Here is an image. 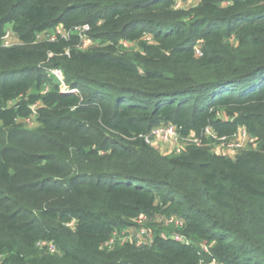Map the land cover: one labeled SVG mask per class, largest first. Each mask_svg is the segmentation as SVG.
Wrapping results in <instances>:
<instances>
[{
    "label": "trees",
    "instance_id": "trees-1",
    "mask_svg": "<svg viewBox=\"0 0 264 264\" xmlns=\"http://www.w3.org/2000/svg\"><path fill=\"white\" fill-rule=\"evenodd\" d=\"M174 3L0 0V264H264V0H204L189 14ZM84 25L100 46L39 40ZM7 28L20 46L1 47ZM49 68L79 93H61ZM38 100L28 131L18 121ZM161 125L186 137L244 127L258 146L235 160L207 147L162 155L142 138ZM164 211L190 244L103 247Z\"/></svg>",
    "mask_w": 264,
    "mask_h": 264
},
{
    "label": "rangeland",
    "instance_id": "rangeland-1",
    "mask_svg": "<svg viewBox=\"0 0 264 264\" xmlns=\"http://www.w3.org/2000/svg\"><path fill=\"white\" fill-rule=\"evenodd\" d=\"M202 1L204 0H190V1H184V0H175V9L184 12L185 14H189L192 12V10L194 8H196ZM227 7L226 4L222 5V10H225V8ZM61 33L63 35V31L62 29ZM9 32V34L5 35L4 38V42L7 43L9 46H12L10 48H14L17 46L21 45V42L17 36V34H15L14 32H10V29L7 28L6 32ZM59 36V32L57 31V29L55 30H49L44 32L43 34H41L39 36V40L40 41H46V40H50L52 38H57ZM148 40H152L151 37H148ZM99 41L97 40H93L89 37L86 41V48L84 47V51H86L87 49H89L90 47H95L99 45ZM120 46L123 48L124 53L130 54V55H136V54H143L142 49L139 47L138 43H129V42H125V43H121ZM100 46V45H99ZM202 52H201V46L198 45L196 46V55L199 57L201 56ZM53 56H51L50 59H52ZM53 66V62H46L44 64V67H50ZM51 71L52 68H49L48 71ZM49 71V72H50ZM42 87V91L40 89H37L36 86H34L30 92L28 93V95H26L24 98H20V100L24 99L27 101H30V99H35L38 98L40 94L45 95L48 91H50L52 88L50 86V84L46 83L41 85ZM17 103V101H11L8 105L10 107H13L15 104ZM42 106V102L41 100L36 101L35 103H33L31 105V118L30 121L29 120H25V119H19L18 123L21 124L23 126L24 129L28 130V131H35L39 128L40 124L38 123V109ZM222 118V116L220 117ZM223 119L225 120V117H223ZM1 126V125H0ZM163 126V125H161ZM217 134H219L217 132ZM220 135V134H219ZM221 137L224 136H228V135H220ZM231 137V136H228ZM252 139L254 140V143L251 144L250 142H246L243 141L242 143V148L239 150V152L235 155H232V157L229 156H224L227 158H231L232 160H235L236 158H238L239 156H242L243 154H245L246 152H248L249 150H251L252 148H256L258 145H256V139L254 137H252ZM206 142V145L201 146L202 147H207L209 149H212V151H214V146L216 144V141L212 138H206L204 139ZM148 144V143H147ZM152 147H154L160 154L162 155H168V156H178L181 155L184 151H181L180 153L178 152H172V150H176V148H169L164 146L161 142L154 140L152 144H148ZM221 156V155H220ZM168 212V210H165ZM164 211L163 214L160 213H156V215L154 216H146V217H134V221L133 223H136L137 225L135 227L130 226L127 228H123L121 230H117V237H123L122 239L124 241H129V242H137L139 247H147V246H151L154 242V239L157 237V235H161L167 239H169V236H177L180 235V230L182 229L181 227V218L179 217H175V216H169L168 214H166V212ZM170 211V210H169ZM153 238V240H152ZM173 240V239H172ZM189 241L186 240V244H188ZM194 243V242H193ZM190 244V242H189ZM194 244H196L198 247H202L204 246L203 249H205V243L202 241L199 242H195ZM118 246H122V245H118ZM117 246V247H118ZM209 264H218V262L213 261L212 263Z\"/></svg>",
    "mask_w": 264,
    "mask_h": 264
},
{
    "label": "built area",
    "instance_id": "built-area-1",
    "mask_svg": "<svg viewBox=\"0 0 264 264\" xmlns=\"http://www.w3.org/2000/svg\"><path fill=\"white\" fill-rule=\"evenodd\" d=\"M60 29H62L63 35L60 34L61 33ZM57 31L59 32L58 37L62 39L67 40L72 35L78 37L80 39L79 48L80 50L84 51L85 50L84 47L86 48V41L89 37L91 27L89 25H84V26L76 27L68 32H65L62 27H59L57 28ZM10 32H13V31L10 29ZM6 34L8 35L9 32L7 31ZM55 39L57 38L54 37L50 40L55 41ZM1 47L10 48L12 46H9L7 43H5L3 39L1 41ZM49 76L54 77L58 80L61 93H73V94L79 93L77 89H72L69 85L66 84L64 74L62 73L61 70H58V69L51 70L49 72ZM30 118H27L25 120L30 121ZM142 138H144L145 142L148 144H152L153 141L156 140V141L161 142L166 147L176 148V150H172V152H178V153H180L181 151H185L189 147H201L205 143L204 139L212 138L216 141V144L214 146V152L218 155L229 156V157H232V155H235L239 152V150L242 148L243 141L250 142L251 144L254 143V140L252 139V137L249 135L246 128L244 127L239 128L237 133L231 137H228V136L221 137L219 134H217V131H215L212 127H206L201 132L200 135L195 132H192L186 137V136H182L175 126L163 125V126H159L153 129L149 134L142 136ZM143 217H146V216H143ZM183 223L184 221L181 219V224H180L181 227H183ZM74 224L75 223L73 222L69 224L68 226L73 227ZM136 225L137 224L135 223L133 227H135ZM122 238L123 237L118 238L117 231H114L111 239L107 243H105L103 247L112 249L118 245L124 246L127 244H130V245L135 244L136 246H139L137 242L124 241ZM163 238L167 239L165 237ZM169 239H173L174 241L182 242V243L186 242V239H184L181 235L172 236V237H169ZM204 243L206 246L205 249H203L204 246L203 248L202 247L201 248L205 252H208L209 245L206 242ZM39 246L42 248L44 247L47 248L51 254L57 253V248L54 243L43 242V243H40Z\"/></svg>",
    "mask_w": 264,
    "mask_h": 264
}]
</instances>
